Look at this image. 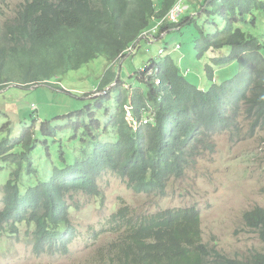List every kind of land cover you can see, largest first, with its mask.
Returning a JSON list of instances; mask_svg holds the SVG:
<instances>
[{
    "label": "trees",
    "instance_id": "trees-1",
    "mask_svg": "<svg viewBox=\"0 0 264 264\" xmlns=\"http://www.w3.org/2000/svg\"><path fill=\"white\" fill-rule=\"evenodd\" d=\"M180 1L161 0L158 6L154 0H25L0 24V91L52 85L99 56L112 63L99 88L102 96L64 117L71 121L65 128L32 114V127L14 139V122L0 110L9 119L0 130V172L13 168L0 189L5 203L0 228L17 237L27 226L36 256L70 254L78 230L69 200L79 194L103 197L100 180L107 173L138 195L164 196L171 179L184 178L204 151H215L216 136L229 133L241 140L243 121L251 137L264 132V14L256 15L264 13V0H196L194 17L162 22ZM193 25L198 58L217 56L206 66L213 84L208 91L193 85L171 56L162 58L165 50L135 75L136 87L118 80L114 69L143 41L157 42L161 34ZM227 46L231 53L222 58ZM235 60L238 74L216 84L214 68ZM69 130L73 137L61 139ZM71 140L81 143L74 163L65 147ZM51 141L61 144L62 164L46 177L34 155L41 144L52 157ZM127 214L115 216L127 221V229L110 264H264L261 253L240 259L209 249L194 207L164 210L136 223ZM243 224L264 245V209L246 211Z\"/></svg>",
    "mask_w": 264,
    "mask_h": 264
},
{
    "label": "rangeland",
    "instance_id": "rangeland-1",
    "mask_svg": "<svg viewBox=\"0 0 264 264\" xmlns=\"http://www.w3.org/2000/svg\"><path fill=\"white\" fill-rule=\"evenodd\" d=\"M24 1L0 0V24L13 18L17 6ZM154 1L159 6L161 0ZM193 4L184 2L189 10L181 19L196 15L197 8ZM262 14L256 12L258 17ZM200 23L205 22L201 19ZM255 32L261 33L259 29ZM166 34L157 42L143 41L134 55L117 65L114 70L122 82L126 86L136 87L135 75L152 60L159 59L160 50H165L162 58L171 56L193 85L208 91L213 84L207 76L206 66L213 63L211 59L217 56L209 54L203 59L198 58L194 47L199 36L197 27L185 26L181 31ZM230 53L231 48L227 46L219 56L223 58ZM111 65L105 56H99L79 70L70 71L52 81L53 86L41 85L28 89L10 87L1 92L0 110L7 111V117L14 122L13 138H20L26 129L32 127V114L40 122H51L63 128L69 126L71 121L63 120L64 117L87 109L92 104L91 99L102 96L99 88L112 69ZM238 72L239 63L236 60L216 67L215 83L221 85L233 80ZM7 117L0 115V130L9 121ZM243 126V138L239 141L229 133L216 136L215 151H204L196 164L187 169L184 178L171 179L164 196L138 195L121 177L110 172L100 180L103 197L79 194L70 198V204L74 206L71 220L78 230V237L70 246L68 256L38 257L33 253L27 226H21L22 234L17 237L4 233L0 228V264H110L116 250L115 244L122 240L127 229V221L115 217L118 212L127 210L128 218L136 223L143 216L189 207L196 208L200 214L201 238L209 249L215 248L227 257L240 259L255 252L264 254V245L258 235L247 231L243 224L246 211L254 207L264 209V132L251 137L245 121ZM73 135L69 130L61 139ZM110 140L104 136L105 142ZM80 144L72 140L65 144L72 163L81 150ZM60 149L61 144L51 141V157L49 150L39 144L34 160L44 176L47 177L55 165L62 164ZM12 169L6 165L0 172V189L10 179ZM3 198L4 194L0 193V213L5 208Z\"/></svg>",
    "mask_w": 264,
    "mask_h": 264
},
{
    "label": "built area",
    "instance_id": "built-area-1",
    "mask_svg": "<svg viewBox=\"0 0 264 264\" xmlns=\"http://www.w3.org/2000/svg\"><path fill=\"white\" fill-rule=\"evenodd\" d=\"M184 2H186V0H181L172 10L171 12L166 16V18L162 21H167V22H171V23H178L180 17L188 10V6L184 5ZM161 22V23H162ZM158 84H160L161 82H157ZM146 124H148V122H146Z\"/></svg>",
    "mask_w": 264,
    "mask_h": 264
},
{
    "label": "water",
    "instance_id": "water-1",
    "mask_svg": "<svg viewBox=\"0 0 264 264\" xmlns=\"http://www.w3.org/2000/svg\"><path fill=\"white\" fill-rule=\"evenodd\" d=\"M123 62H124V61H123ZM118 80H120V76L118 77ZM41 85H42V86H45V84H40V85H37V86H35V87H39V86H41ZM14 86H15V85H12L11 87H14ZM8 89H9V88H8ZM8 89H6V90H8ZM4 91H5V90H4ZM1 92H3V91H0V93H1Z\"/></svg>",
    "mask_w": 264,
    "mask_h": 264
},
{
    "label": "clouds",
    "instance_id": "clouds-1",
    "mask_svg": "<svg viewBox=\"0 0 264 264\" xmlns=\"http://www.w3.org/2000/svg\"><path fill=\"white\" fill-rule=\"evenodd\" d=\"M186 2H187V0H186ZM188 10H189V8H188ZM188 10H187V11H188ZM166 35H167L166 33L161 34V37H165ZM161 37H160V38H161ZM177 48H179V46H178ZM157 82H158V81H157ZM159 82H160V81H159ZM157 84H158V83H157ZM160 84H161V83H160Z\"/></svg>",
    "mask_w": 264,
    "mask_h": 264
},
{
    "label": "crops",
    "instance_id": "crops-1",
    "mask_svg": "<svg viewBox=\"0 0 264 264\" xmlns=\"http://www.w3.org/2000/svg\"><path fill=\"white\" fill-rule=\"evenodd\" d=\"M187 1H190L193 4V3H195L196 0H187Z\"/></svg>",
    "mask_w": 264,
    "mask_h": 264
},
{
    "label": "bare ground",
    "instance_id": "bare-ground-1",
    "mask_svg": "<svg viewBox=\"0 0 264 264\" xmlns=\"http://www.w3.org/2000/svg\"><path fill=\"white\" fill-rule=\"evenodd\" d=\"M147 72V71H146ZM151 109H153L152 107H151ZM154 110V109H153ZM148 111V110H147ZM151 111V110H150ZM156 112V111H155ZM147 114V113H146ZM145 122V121H144ZM153 124V123H152Z\"/></svg>",
    "mask_w": 264,
    "mask_h": 264
}]
</instances>
